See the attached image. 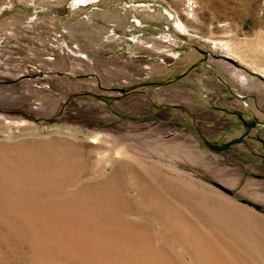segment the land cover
Instances as JSON below:
<instances>
[{
    "label": "rangeland",
    "instance_id": "1",
    "mask_svg": "<svg viewBox=\"0 0 264 264\" xmlns=\"http://www.w3.org/2000/svg\"><path fill=\"white\" fill-rule=\"evenodd\" d=\"M72 1L0 0V264H264V0Z\"/></svg>",
    "mask_w": 264,
    "mask_h": 264
},
{
    "label": "built area",
    "instance_id": "2",
    "mask_svg": "<svg viewBox=\"0 0 264 264\" xmlns=\"http://www.w3.org/2000/svg\"><path fill=\"white\" fill-rule=\"evenodd\" d=\"M91 2L92 0H73L71 4L67 6L63 10L62 14H60L59 16L60 18L65 17V14H68L70 11L79 9L80 6L87 5ZM48 10L45 6L38 7L36 10L32 11L31 16L25 21V24L27 27H29V29L33 27L32 29L34 31L33 32L34 34L31 37L33 39L32 43L34 47L38 49L48 48V47L49 48L60 47L61 41H64L66 34H67V29L61 23H58L56 27H54V24L43 25V26L41 25L42 23L41 18L43 17L45 13L48 12ZM25 36L28 37V35H25ZM26 48L27 47L25 46V49Z\"/></svg>",
    "mask_w": 264,
    "mask_h": 264
},
{
    "label": "bare ground",
    "instance_id": "3",
    "mask_svg": "<svg viewBox=\"0 0 264 264\" xmlns=\"http://www.w3.org/2000/svg\"><path fill=\"white\" fill-rule=\"evenodd\" d=\"M94 141H96V140H94ZM28 147V146H27ZM27 147H24V148H22V150H21V158H19V159H21V161H22V163H24V164H26L27 166H25L26 168H28V166L29 167H31V166H34V167H36L37 165H39L41 162L42 163H49V164H47V165H50L51 164V162H53V159L52 158H50V157H47V156H49V154L47 153V152H45V151H42V150H40V149H37V150H34V149H30V147L29 148H27ZM35 148V147H34ZM3 149H5V148H3ZM51 150V149H50ZM53 150V149H52ZM10 151V150H9ZM5 156V155H4ZM3 156V157H4ZM7 158V157H6ZM10 159V158H9ZM18 159V158H17ZM58 159V158H57ZM62 159V158H61ZM73 159H75L76 160V158H73ZM72 159V160H73ZM11 160V159H10ZM10 162H12V161H10ZM9 162V163H10ZM18 162H20V161H18ZM18 162H16V163H18ZM58 166V165H57ZM19 167V166H18ZM64 167V166H63ZM49 168V167H48ZM32 170V169H31ZM39 170V169H38ZM49 170V169H48ZM47 170V171H48ZM40 171V170H39ZM46 171V170H45ZM30 172V171H29ZM49 174V173H48ZM51 174V173H50ZM100 174V173H99ZM102 174V173H101ZM9 175V174H8ZM97 178H99V177H97ZM92 180L94 179V178H91ZM100 179V178H99ZM90 180V179H89ZM77 181V180H76ZM95 181H96V179H95ZM88 182V181H87ZM75 183V182H74ZM143 184H145V183H143ZM105 187V186H104ZM3 188V187H2ZM5 188V187H4ZM3 188V189H4ZM10 188H11V186H10ZM63 188V187H62ZM65 188V187H64ZM108 188V187H107ZM1 189V188H0ZM8 189V188H7ZM22 189V188H21ZM47 189V188H46ZM61 189V188H60ZM105 189V188H104ZM9 190V189H8ZM97 190H99V188H97ZM112 191V190H111ZM4 192V191H3ZM12 192V191H11ZM35 192V191H34ZM45 192V191H44ZM110 192V191H109ZM113 192V191H112ZM6 193V192H5ZM13 193H14V191H13ZM98 193V192H97ZM50 194V193H49ZM99 194V193H98ZM23 195V194H22ZM26 196V195H25ZM32 196H33V194H32ZM76 197V196H75ZM12 198V197H11ZM16 198V197H15ZM37 198V197H36ZM77 198V197H76ZM10 199V198H9ZM17 202V201H16ZM24 202V201H23ZM92 207V206H91ZM97 209V208H96ZM81 210V209H80ZM46 216L48 215L47 213L45 214ZM18 216V215H17ZM34 216V215H33ZM177 219V218H176ZM51 221V220H50ZM100 222V221H99ZM92 223V222H91ZM110 224V223H109ZM92 225V224H91ZM103 234V233H102ZM106 236V235H105Z\"/></svg>",
    "mask_w": 264,
    "mask_h": 264
}]
</instances>
